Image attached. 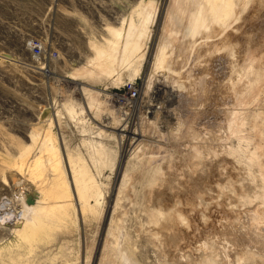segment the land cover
<instances>
[{
	"label": "rangeland",
	"instance_id": "rangeland-1",
	"mask_svg": "<svg viewBox=\"0 0 264 264\" xmlns=\"http://www.w3.org/2000/svg\"><path fill=\"white\" fill-rule=\"evenodd\" d=\"M168 2L0 0V203L16 212L24 198L29 204L39 200L40 192L45 191L28 175L38 158L48 166L60 162V169L65 167L71 179V156L91 169L97 183V193L85 201L83 211L70 187L67 213L61 220H51L53 229L38 245L22 234L8 233V227L2 225L0 264H100L101 260L119 264L125 252L134 264H230V258L239 253L244 258L253 255L254 263H260L264 236L250 230L244 214L260 204L259 200L248 204L263 193L262 183L253 182L248 169L264 177V144L260 158L250 162V154L261 143L258 132L249 125L245 132L251 139L243 141L248 149L244 163L226 152L239 140H233L222 119L236 106L230 94L218 89L224 81L223 48L217 49V61L207 74H187L206 58L196 52L194 56L190 53L192 59L176 55L171 65L183 59L185 65L177 64L172 71L153 68L150 54L159 44ZM149 4L154 17L148 21L143 46L131 53V61L105 73L87 72L93 68L91 43L103 45L112 37L111 27L123 32L132 25L134 31L143 23V9ZM250 4L225 33L241 25L240 43L232 44L233 58L239 68L247 65L249 69L236 79L242 77V85L249 81L260 89L254 93L256 100L246 95L249 100L237 107L258 108L264 114V0ZM213 27L211 23L209 29ZM32 39L48 46L46 60L36 61L28 46ZM52 50L58 54L54 58L49 57ZM260 55L254 75V59L259 62ZM173 72L179 75L174 77ZM202 74L208 75V87L199 83ZM226 74H232L230 69L226 68ZM130 84L141 90L133 108L116 98ZM159 84L174 87V92L160 93ZM80 85L106 95L101 97L106 101L103 109L88 107ZM203 86L207 87L201 96L204 100L187 103L185 94ZM70 100L82 110L79 120L67 112L65 103ZM194 111L196 120L186 117ZM220 132L218 139L215 135ZM224 164L236 167L238 176L224 174ZM55 173L52 168L46 170L47 191ZM174 204H178L177 212L186 215L183 226L190 238L184 237L176 250L166 252L156 241L157 225L149 215L155 210L167 211Z\"/></svg>",
	"mask_w": 264,
	"mask_h": 264
},
{
	"label": "bare ground",
	"instance_id": "bare-ground-1",
	"mask_svg": "<svg viewBox=\"0 0 264 264\" xmlns=\"http://www.w3.org/2000/svg\"><path fill=\"white\" fill-rule=\"evenodd\" d=\"M250 2H252V0H170V2H168L169 5L167 13L165 15V20L163 19L164 22L162 25L159 44L156 48L155 53L150 54V58L153 59L152 61L154 69L167 68L172 71L175 66L177 67L178 65H181L184 60L183 59L182 61H180V58L178 57L179 59L177 58V60L180 61V64H178V61H174L175 65L173 64L174 66H172L171 62L172 60H174V57L176 58V55L180 56L181 58L185 57L186 59V57H189L190 53L191 55L194 53V56L196 55V52L197 54H201V56L203 55L206 58L201 64L195 63L196 65H193V69L191 68L187 74H192L195 71H202V73L206 72L207 74V72H210V67L214 66L212 65L213 63H215L214 60L217 59L215 58L216 54H218L217 49L223 48L224 65H222L224 66V81L220 82L218 89L226 94H230V97H232L234 100L233 104L236 106L228 110V116H222V119L224 121H227V132L229 133V135L233 136V140L236 138L239 140L237 145L231 144V146H228L229 148L226 150V152L228 156L230 155L231 157H233L232 159H235V161H242L243 163L245 152L248 150L243 141L247 138L251 139V134L249 132H245L249 125L252 127L251 129L253 132H258L259 141L261 144L250 154L248 159L250 162H253L256 159L260 158L261 148L264 144V114L263 112L259 111L258 108L253 110L250 108L237 107L243 106V102L249 100L247 96H251L254 100H256V98L254 97V93L257 95L260 92V89L254 87V85H249V81L247 82V84L245 82V84L242 85L243 83L240 82L241 79L244 80V78L242 77L241 79H236V75L243 76L242 74L245 73L244 71L249 69L247 65L245 68H243L244 65L239 68V64L236 63L235 60L236 58H233V55L235 53L234 49L232 48V44L234 45V43H240V28H242L241 25L235 27L234 30L230 29V32H225L226 30L231 28L232 25L236 24V21L234 20H236V18L238 17V13L240 14V12H246L245 10L248 8V3L249 5H251ZM150 6L151 5L149 4L146 8L143 9V23L139 27H134V31H131L133 29L132 25L128 29L123 30V32L114 27H111L108 28V31L110 34H112V37L105 39V43L103 45L97 44L95 46L94 43H91L90 48L92 50V57L89 62L91 64L90 66H92L93 68H88L87 72H89L91 75L101 74L112 71L117 66H121L131 61V53H134L139 47L143 46L144 36L148 28V21H151L154 17V11H152ZM240 19L242 21V17ZM211 23L212 26L215 25V27L209 29ZM218 36H223L220 41H217L219 39L217 38ZM175 48L176 51L174 52ZM221 54H223V51ZM191 55L190 58L192 59ZM262 56L263 55H260L259 62L257 60V57L254 59V75L256 72L257 64L261 63L260 60L262 59ZM200 59L201 57L199 58V60ZM226 68L227 70L230 69L232 73L229 77L226 74ZM174 72L170 74L173 75ZM180 72L182 73V71ZM177 74L178 72L176 73V75ZM176 75L173 76L175 77ZM225 76L227 77L225 78ZM63 77L67 79L66 76ZM184 77L188 78V76ZM199 79L200 84L201 81H203L204 85L207 84V87L209 86V81L207 80L208 75L206 76L202 74L201 76H199ZM191 87L192 86H190V89ZM199 87L191 90V92H189L187 96L185 94L184 97H187V103H190V105H195L197 103H200L199 101H202V99L204 100V96H201L204 93L203 90L207 87L203 86L202 89H200ZM79 88L85 91L88 99V107L91 110L100 111L101 109H103V103H105L106 101L103 102L104 99L102 98V100L101 97L106 95L85 87L84 85H80ZM157 89L160 93H172L174 92L175 88L170 87V85L159 84ZM250 101H252V99H250ZM75 103V100H70L69 102L65 103V105L69 116L79 120V115L82 113V110L80 111L78 108H76ZM105 105L108 104L106 103ZM105 108L113 112L110 107L105 106ZM182 111L184 110L182 109ZM197 116V112L194 111L191 116L186 117H190V119L192 118L191 120H196L195 117ZM127 131L130 132V130ZM221 133L222 132L216 134L215 137L219 139L221 137ZM189 136L191 135L189 134ZM202 159L203 158H201V160ZM68 161L70 166L71 179L67 178L65 167L62 170L60 169V162L52 163L48 166L47 163H45V161L41 158L36 159L34 168L28 175H30V178L37 182L39 188L45 192H40L41 196L40 198L38 197L39 200L34 203L29 204L27 203L25 198H22V208L20 211L16 212L15 210L7 209L8 206L6 204L0 203V227H2V225L7 226L8 228H5V230L8 233L11 232L22 234L28 242L38 245L39 242L42 241L50 233L49 231L53 229L51 220H61L62 216L67 213L66 198L70 187H73V189L75 190L78 197L79 206L83 211L85 209V201L97 193V183L95 180V176L91 169L85 163H77L78 161L74 160L71 156H69ZM222 167H224V174L229 172L234 178L238 176V169L236 167H233L230 164H224L223 166H221V168ZM262 167L264 168V163ZM51 168L56 173L54 174V178L51 182L50 191H47L49 185L44 176L46 170ZM248 170L249 174L254 180L253 182L259 181L262 183L260 188L263 193L261 196H256L255 198L249 200L248 204H252V202L255 200H259L260 204L259 206L248 210L244 214V218L246 217L245 219H247V222L251 225V231L264 236V177L255 176L251 168H249ZM226 188L228 189V187ZM222 190L221 192H223ZM177 205H172V208H168L167 211H152L149 215V217L152 218V220L157 225L155 230L156 241L160 243L161 247L166 252H169L170 249L176 250L179 242L184 239V237L188 239L190 238V233L184 228L185 226H183L186 215H184L182 212H177L179 210L177 208ZM225 211L231 212L229 209H225ZM181 248L182 247H180V249ZM244 256L245 255L242 253H239L235 257L232 256L233 259L230 258L229 260L232 261V263L230 264H243V262L245 263L248 261L250 262H248L247 264H255L253 255H249L245 258ZM257 260L258 259H256V261ZM100 264H108V261L101 260ZM119 264H134V262L132 261L131 257L127 255V252H125L123 253L122 260ZM259 264H264V256H260Z\"/></svg>",
	"mask_w": 264,
	"mask_h": 264
},
{
	"label": "built area",
	"instance_id": "built-area-1",
	"mask_svg": "<svg viewBox=\"0 0 264 264\" xmlns=\"http://www.w3.org/2000/svg\"><path fill=\"white\" fill-rule=\"evenodd\" d=\"M34 58L36 61L40 62L42 60H46L47 58V48L48 46L36 39H32L28 44ZM58 54L55 50H52L49 54L50 58L56 57ZM141 96V90L134 84H130L129 86H125L124 91L120 94L116 95L118 102L122 103L125 107L133 108L138 104V101Z\"/></svg>",
	"mask_w": 264,
	"mask_h": 264
}]
</instances>
